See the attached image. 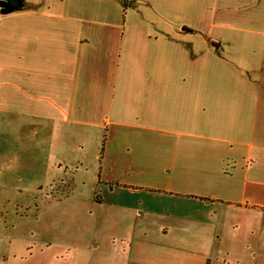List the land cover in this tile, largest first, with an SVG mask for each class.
I'll use <instances>...</instances> for the list:
<instances>
[{
  "label": "crops",
  "instance_id": "0c3cea01",
  "mask_svg": "<svg viewBox=\"0 0 264 264\" xmlns=\"http://www.w3.org/2000/svg\"><path fill=\"white\" fill-rule=\"evenodd\" d=\"M9 1L0 163L121 194L95 264H264V0ZM19 244L0 264L78 261Z\"/></svg>",
  "mask_w": 264,
  "mask_h": 264
},
{
  "label": "rangeland",
  "instance_id": "374dc122",
  "mask_svg": "<svg viewBox=\"0 0 264 264\" xmlns=\"http://www.w3.org/2000/svg\"><path fill=\"white\" fill-rule=\"evenodd\" d=\"M10 158L12 161L5 158L7 163H0V243L7 248L13 242L15 249L19 243H25L42 260L44 253L64 243L68 254L78 259L76 264H95L96 252L102 249L105 236L119 228L114 217L120 210L116 199L121 194L110 190L111 194L105 188L104 200L98 201L93 197L97 188L90 186L88 172L43 171L31 164L35 159L43 166L44 154H35L30 148ZM50 179L55 184L48 194L29 190ZM82 179L87 181L86 185ZM88 248L94 252H86ZM3 254L8 252L0 251V259Z\"/></svg>",
  "mask_w": 264,
  "mask_h": 264
},
{
  "label": "water",
  "instance_id": "95a60500",
  "mask_svg": "<svg viewBox=\"0 0 264 264\" xmlns=\"http://www.w3.org/2000/svg\"><path fill=\"white\" fill-rule=\"evenodd\" d=\"M0 5L5 9V8H11L13 7V5L11 4V2L9 0H5V1H2L0 3Z\"/></svg>",
  "mask_w": 264,
  "mask_h": 264
},
{
  "label": "trees",
  "instance_id": "16d2710c",
  "mask_svg": "<svg viewBox=\"0 0 264 264\" xmlns=\"http://www.w3.org/2000/svg\"><path fill=\"white\" fill-rule=\"evenodd\" d=\"M17 3V2H16Z\"/></svg>",
  "mask_w": 264,
  "mask_h": 264
}]
</instances>
